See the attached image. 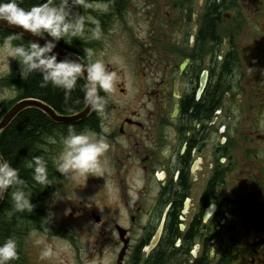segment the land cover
I'll return each instance as SVG.
<instances>
[{
	"label": "flooded vegetation",
	"instance_id": "flooded-vegetation-1",
	"mask_svg": "<svg viewBox=\"0 0 264 264\" xmlns=\"http://www.w3.org/2000/svg\"><path fill=\"white\" fill-rule=\"evenodd\" d=\"M101 2L100 40L57 44L85 63L119 53L131 77L103 117L51 124L109 129L114 195L74 263L264 264V0Z\"/></svg>",
	"mask_w": 264,
	"mask_h": 264
},
{
	"label": "clouds",
	"instance_id": "clouds-1",
	"mask_svg": "<svg viewBox=\"0 0 264 264\" xmlns=\"http://www.w3.org/2000/svg\"><path fill=\"white\" fill-rule=\"evenodd\" d=\"M76 9H83V14ZM109 4L101 0H45L24 9L18 0H0V21H6L10 26H18L21 32H11L3 37L0 43V57L9 65V58L18 61L21 76L27 79L39 73L42 86L52 85L71 93L76 89L78 81L86 79L84 97L91 111L100 116L105 115L107 98L115 91L119 81V73L109 70V64H115L121 69L122 62L118 57L105 60L103 56L94 58L91 49H85L88 62L81 59L65 57L59 58L54 50L59 41L72 44L75 39L100 40L103 30L98 19H94L91 12H107ZM89 25H92L89 27ZM45 39L44 44L31 41L28 44L17 43L24 33ZM103 92L105 95H101ZM7 94H0V99ZM109 129L101 124V132L91 129L77 131L69 125L66 133L46 136L44 143L39 146L41 152H47L48 146H59L53 162L56 172L66 179L77 181L83 178L86 183L89 177H103L106 169V154L110 150L107 139ZM32 172V179L42 186L52 185L49 180L48 161L43 155H33L27 163ZM8 193L12 208L15 212H32V194L27 190L25 181L21 178L19 169L8 160L0 159V198ZM51 222L53 215L50 213ZM45 218L46 220L49 218ZM37 245H43L40 258L51 259L67 249L57 248L53 243L36 240ZM19 259L18 242L14 237H8L0 242V264H12Z\"/></svg>",
	"mask_w": 264,
	"mask_h": 264
},
{
	"label": "trees",
	"instance_id": "trees-1",
	"mask_svg": "<svg viewBox=\"0 0 264 264\" xmlns=\"http://www.w3.org/2000/svg\"><path fill=\"white\" fill-rule=\"evenodd\" d=\"M43 2L45 0H18L20 6L24 9H30L34 5ZM58 2L59 0H53V3L58 4ZM11 32L13 31L0 28V41L2 42L3 37ZM30 42L24 36L17 41V43L23 44ZM2 83L3 87L15 90L18 95L15 100L3 103V114L0 120L17 102L23 99L43 101L60 115H73L82 111L88 104L84 97L86 82L83 78L78 81L76 89L71 93H65L62 89L55 88L50 84L42 86V77L39 73L23 79L18 62L14 75L3 79ZM51 124L53 122L47 115L38 109L32 108L22 112L0 136L1 157L19 169L20 176L27 185V190L32 194L31 202L34 205L32 212H15L8 193H5L4 200L0 205V242L8 237H14L18 242L19 259L13 261L12 264H22L24 261L21 248L25 231L32 226L43 229L49 222V219H45L48 217L45 200L51 194V190L57 187L56 184L61 179L49 154V146L47 152H41L39 148L44 143L46 136L66 133L65 129L67 127H64V125L61 128L54 129ZM56 148L53 146L51 150ZM33 155H43L48 161L49 180L52 185L42 186L33 181L32 172L26 166Z\"/></svg>",
	"mask_w": 264,
	"mask_h": 264
},
{
	"label": "rangeland",
	"instance_id": "rangeland-1",
	"mask_svg": "<svg viewBox=\"0 0 264 264\" xmlns=\"http://www.w3.org/2000/svg\"><path fill=\"white\" fill-rule=\"evenodd\" d=\"M0 43L2 42L0 41ZM118 55L119 53H108L103 58L108 60ZM17 62L9 58L8 65L7 61L0 57V94H7L6 98L0 99V104L11 102L17 98L18 93L15 90L3 87L2 83L3 79L14 75L17 70ZM113 66L119 68L116 70L119 74L124 75L125 82L131 79L130 70L127 67L123 66L121 69L115 64ZM106 169L107 171L103 177H93L97 179L95 182L87 181L85 183L83 178L73 181L66 179L65 176L63 180L62 177V180L58 182L59 186L53 188L51 194L45 200L47 215L49 216L50 213L53 215L52 222L51 216H49L48 227L47 225L43 229L29 227L30 230L26 232L21 248L24 259L22 264H75L73 259L86 252L88 244L91 243V238L98 237L101 234L100 232L103 231V229L96 227L94 220L92 221L90 218V214H102L105 209L102 206L103 201L106 202L107 199V202H111L114 195V186L110 181V171L107 165ZM89 183L94 186V189L86 187V184ZM96 184H100V186H96ZM79 206L83 209L80 210ZM74 208L81 211L78 216L72 214ZM107 211L110 213L111 209H107ZM38 239L45 243H53L57 248H66L67 250L60 252L59 255L51 259L42 260L40 253L43 245L35 243Z\"/></svg>",
	"mask_w": 264,
	"mask_h": 264
},
{
	"label": "water",
	"instance_id": "water-1",
	"mask_svg": "<svg viewBox=\"0 0 264 264\" xmlns=\"http://www.w3.org/2000/svg\"><path fill=\"white\" fill-rule=\"evenodd\" d=\"M0 28L7 29L13 32H21L22 29L18 26H10L6 21H0ZM29 41H37L40 42L42 45L45 42V39H49L48 37L41 38L39 36H34L31 33L25 32L23 35ZM55 52L59 53V58L63 59L66 56L73 58V59H81V62L85 63V61L75 53H72L68 50H65L57 45ZM86 64V63H85ZM84 81L87 83L86 79ZM38 109L42 111L45 115H47L53 122L59 124H72L83 121L87 119L89 116L92 115L94 111H91L89 105L80 112L75 113L73 115H60L55 111L51 106L47 105L43 101L37 99H23L17 102L2 118L0 121V136L1 134L13 123V121L24 111L28 109ZM0 159H2L0 154ZM5 196V194H4ZM3 198H0V205L2 204Z\"/></svg>",
	"mask_w": 264,
	"mask_h": 264
}]
</instances>
